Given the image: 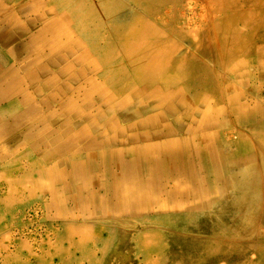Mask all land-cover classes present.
Wrapping results in <instances>:
<instances>
[{"label": "crops", "instance_id": "0c3cea01", "mask_svg": "<svg viewBox=\"0 0 264 264\" xmlns=\"http://www.w3.org/2000/svg\"><path fill=\"white\" fill-rule=\"evenodd\" d=\"M241 1L215 27H161L173 0H0V177L32 160L78 202L82 160L99 213L170 232L223 208L212 233L177 236L215 264L264 263V0Z\"/></svg>", "mask_w": 264, "mask_h": 264}, {"label": "rangeland", "instance_id": "374dc122", "mask_svg": "<svg viewBox=\"0 0 264 264\" xmlns=\"http://www.w3.org/2000/svg\"><path fill=\"white\" fill-rule=\"evenodd\" d=\"M173 2L175 14H170V8L159 15L161 27H168V22L170 27H215L223 18L216 8L222 0ZM241 2H249V13L259 9L258 0ZM255 17L250 14L249 19ZM19 164L18 169L0 177V264H200L193 249L186 250L188 258L183 256V244L193 242L177 236L178 229L212 233L184 222L197 224L200 217L171 224L170 232L144 231L129 224L128 218L111 213L112 209L99 213L93 201L75 206L80 202L73 199L71 191H64L58 202V192H47L43 186L49 176L38 174L39 167L32 160ZM95 190V198L104 197L102 191ZM211 251L217 252L215 248Z\"/></svg>", "mask_w": 264, "mask_h": 264}, {"label": "bare ground", "instance_id": "6f19581e", "mask_svg": "<svg viewBox=\"0 0 264 264\" xmlns=\"http://www.w3.org/2000/svg\"><path fill=\"white\" fill-rule=\"evenodd\" d=\"M121 26V25H120ZM77 165H79V168H80V171H83V172H79L80 173V175H79V177H80V180H81V182L83 183V185H82V188H80L79 190H80V192H77V194L75 195V198H77L78 200V202H80L79 203V205L76 203V205H78V206H80V207H82V205H83V203H85V204H89V202H95L96 203V205H97V207H98V209L101 211V210H103V204L105 203V201L103 200V199H98V198H95V197H93L94 196V194L93 193H91L89 190L92 188V186H93V184L95 183V180H94V178H93V176L92 177H90V175H88V174H86V173H84L85 171H87V169H88V165L86 164V163H84V161H81L80 163H78ZM76 165V166H77ZM244 179L245 180H248V176H245V177H240V179L237 181V184L239 183V185H240V187L242 186V181H244ZM246 182H248V183H252V184H256V181L254 180V181H251V180H249V181H246ZM155 186L156 187H158V185H157V183L155 184ZM90 187V188H89ZM151 187V186H150ZM179 188V187H178ZM77 189V188H76ZM109 192H110V198L111 199H113V201H115L116 203H117V201L119 200L118 198H119V195H120V191H119V189H118V185L117 184H113L110 188H109ZM86 193V197L84 198V197H82V196H84V194ZM135 194H136V191H135ZM242 194V193H241ZM82 195V196H81ZM134 197V196H133ZM168 197V196H167ZM136 198V197H135ZM109 205H111V204H109ZM116 205V204H115ZM114 205V206H115ZM84 206V205H83ZM89 206V205H88ZM112 206V205H111ZM79 207V208H80ZM113 207V206H112ZM116 207V206H115ZM224 207L225 208H227V209H229V213H227V217H229L230 216V219L232 220V218H233V216H235V214H236V212H237V210H238V208H237V203H232V204H225L224 205ZM238 207H239V204H238ZM244 207V206H243ZM223 208H221V209H217V210H215L214 211V215L212 216L213 218V220H214V222H210V223H204L203 222V220H202V218L200 219V223H195V224H191V225H189L191 222H189L188 221V223H185V224H187L188 226H190L191 228H194V229H198V228H200V230L201 231H205V232H212L217 226H218V224H220L218 221H216V216H218V218H219V220L221 221L223 218V216H224V214L222 213V210ZM81 210V209H80ZM99 211V212H100ZM81 212V211H80ZM251 212V211H250ZM218 213V214H217ZM235 213V214H234ZM252 213V212H251ZM81 214H83V213H81ZM231 215H233V216H231ZM251 215V214H250ZM212 219H209L208 218V221H211ZM184 222H187V221H184ZM230 225H228V227H229ZM240 226L241 225H239L238 226V228H240ZM195 227H197V228H195ZM226 227V226H225ZM227 227V228H228ZM246 228V227H245ZM92 233V232H91ZM93 234V233H92ZM95 234V233H94ZM159 238H160V236H158ZM193 241V240H192ZM203 241V240H202ZM191 244H192V246H191ZM191 244H189V245H185V244H183V256L185 257V259H186V257L188 258V255H186L187 254V251L186 250H192L193 249V255H194V257H198L199 256V258H197V260H198V262L200 263V264H205L206 263V261L208 262V264H215V260L214 259H212V257L211 256H209L207 259L204 257V248H203V243H199V242H196L195 243V241H193V243H191ZM156 246V245H155ZM158 247V246H157ZM161 247V246H160ZM163 255V254H162ZM161 255V256H162ZM169 255V254H168ZM178 255V254H177ZM190 257V256H189ZM192 257V256H191ZM164 259V258H163ZM178 261V260H177ZM165 262V261H164ZM163 262V263H164ZM191 262V261H190ZM179 264V263H178Z\"/></svg>", "mask_w": 264, "mask_h": 264}]
</instances>
